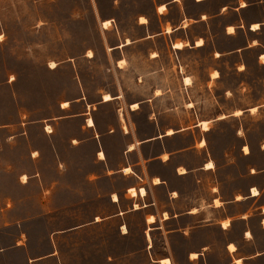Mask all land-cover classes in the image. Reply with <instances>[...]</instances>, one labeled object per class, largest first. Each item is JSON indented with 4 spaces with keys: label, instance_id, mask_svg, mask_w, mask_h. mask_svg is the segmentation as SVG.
<instances>
[{
    "label": "rangeland",
    "instance_id": "obj_1",
    "mask_svg": "<svg viewBox=\"0 0 264 264\" xmlns=\"http://www.w3.org/2000/svg\"><path fill=\"white\" fill-rule=\"evenodd\" d=\"M111 1L0 0V152L7 160L0 159V249H4L0 252V264H158L151 260V252H171L177 264H191L186 258L187 253L191 249H202L205 243H210V247L204 262L227 264L230 260L225 251L226 241L236 237L243 221L235 220L227 230L215 223L195 228L186 237L176 233L170 237L171 248L163 230L178 223L172 221L171 226L153 228L154 247L150 248L148 232L151 229L145 223L144 213L118 214L119 206L108 196L109 189L122 191L131 179L118 175L87 183L82 176L92 166L87 161L90 147L73 153L71 133L63 132V127L57 132L53 126L54 131L50 133L53 137L67 135L65 154L63 158L60 156L62 163H56L50 155L41 165L31 164L26 156V141L11 135L27 121L44 119L41 122L45 126L55 123L61 103L80 93L82 80L92 98L100 90L116 93L123 87L127 94H124L122 104L127 107L128 121L148 131L150 124L146 115L148 109L150 111V102L149 108L145 105L139 112L130 110L129 104L146 98L152 87H160L165 97L157 102L158 109H163L159 117L173 127L185 126L198 119L215 118L222 113L228 115L212 122V130L208 133L209 147L210 143L212 148L214 145L219 161L218 171L207 173L201 185L189 181L184 205H206L217 192L230 199L235 193L246 192L252 184L264 185V174H259V169L264 167V151L260 147L264 141V66H258L256 61L262 62V58H257V50L264 51V43L259 44L257 50L227 52L224 57H219L217 50L227 51L243 45L251 34L250 27L245 25L236 29L233 35H227L222 29L225 19L217 17L208 28L199 24L189 31V34L196 31L205 34L207 43L204 48L185 50L182 54L172 49V52L162 54L158 62H148L142 57L148 46L156 43L164 47L165 41L161 38L144 42L124 50L129 56L128 65L119 70L116 66L118 53L107 46L119 41L120 36L105 33L100 22L101 16L116 12ZM148 1L132 0L118 13L127 23L136 11L148 7ZM243 14L248 21L264 23V0L251 1ZM110 23L106 20L103 26ZM260 35L264 39V30ZM51 61L58 64L55 70L50 67ZM242 62L250 65L246 76L239 69ZM214 68L222 70L223 75L220 74L219 80L207 82ZM186 75L192 76L189 86L184 84ZM260 75L263 80L258 77ZM191 101L194 107H189ZM259 104L262 105L255 111L249 110ZM238 108L244 113L233 115ZM76 109L71 106L66 111L71 113ZM101 111L112 116L113 107L106 106ZM200 122L204 128L209 127L208 120ZM11 123H18L19 127L10 130L7 124ZM67 124L70 128L73 125L78 127V122L72 119ZM35 132L39 140V129ZM196 133L200 132L196 130ZM120 136V133L116 134L118 140ZM244 143L252 144L253 152L249 156L244 151ZM202 155L203 151L193 149L188 158L194 161ZM40 166L47 174L48 182L59 170L67 173V185L60 190L62 194L47 200L50 206L62 205L60 210H41L43 200L39 179L24 185L18 176L25 168L30 173L38 171ZM22 180L26 181L27 177ZM133 189L136 194L135 188L130 191L134 194ZM121 193V205L126 207L130 199ZM56 197L58 202H55ZM59 197L63 202H59ZM263 199L261 197L256 202L247 199L238 204V208L249 207L256 214ZM225 206L228 208L226 203ZM233 206L229 208L235 209ZM153 217L149 216L147 221L153 222ZM257 217L249 220L250 226H255ZM195 221L194 217L185 216L179 223ZM122 225L127 226V232L122 231ZM144 227L146 232L143 233ZM259 236L264 239V232ZM244 246L247 249V245ZM244 264H264V256L247 260Z\"/></svg>",
    "mask_w": 264,
    "mask_h": 264
},
{
    "label": "crops",
    "instance_id": "obj_2",
    "mask_svg": "<svg viewBox=\"0 0 264 264\" xmlns=\"http://www.w3.org/2000/svg\"><path fill=\"white\" fill-rule=\"evenodd\" d=\"M131 1L112 0L111 6L116 12L100 18L101 27L105 33H116L120 36L119 41L107 46L115 54L118 53L116 66L119 70L128 65L129 56L124 53V50L132 46H139L144 42H155L161 38L165 41L164 47L162 45L158 46L156 43L148 46V51L142 54V57L148 62H158L162 54L172 52V49L182 54L185 50L204 48L207 43L205 34L200 31L189 34V31L195 29L199 24L208 28L209 23L217 17L225 19L222 29L226 30L227 35H233L236 29H242L245 25L250 27L249 32L251 34L247 43L243 45H238L227 51L217 50L216 54L219 53V57H224L223 54L227 52L235 54L239 51L246 53L253 49L257 50L256 47L264 43V39L260 35L264 30V23L248 21L243 14L250 7L253 0H149L148 7L136 11L126 23L118 12ZM161 8L164 10L161 11ZM229 9H231V12H228ZM230 13H233V16H230ZM106 20H110L111 23L108 26H103V22ZM254 23H259V27L254 29ZM230 27L234 29L229 31ZM199 40L203 42L198 44ZM178 42L182 43V47L176 46ZM263 53L264 51L257 50V58L259 56L261 60ZM256 61L258 66H264V61L261 60V63L257 59ZM57 67L58 64L56 63L51 69L55 70ZM239 69L246 76L250 72V65L247 62H242ZM215 72H218L217 75H214ZM220 74L223 75L222 70L214 68L210 72V78L207 79V82L219 80ZM260 76L258 77L263 80V75ZM187 78H189L188 81ZM183 80L184 84L188 86L193 81L191 75L184 76ZM246 80L253 84L251 79L246 78ZM80 86V93L76 97L63 101L68 102L67 107L63 106V102L61 103L59 112L55 115V123H47L45 126L41 122L44 119H39L36 122L27 121L18 131L15 130V127H19L18 123L7 124L10 130H15L11 134L13 138L26 141V156L31 164L37 165L40 163L41 165L50 155L56 163L64 162L60 159V156L63 158V154H65L64 143L67 135L57 134L54 137L50 135L54 131L53 126L57 132L60 127H63V132L69 131L71 133L69 138L73 153L83 151L86 146L90 147L87 152V161L92 166L82 176V179H85L87 183H95L100 179H111L118 175L132 180L124 185L122 191L109 189L108 196L114 204L119 206L118 214L129 211H142L144 213L145 223L151 229V232L147 231L150 248L154 247L152 244V239L154 240L153 228H160V225L162 227L165 225L171 226L172 221H178V223L163 230L165 239L171 248L173 247L170 240L171 235L179 233L186 237L195 228H203L215 223L227 230L233 226L235 220H240L244 222L241 231L236 234L234 239H228L225 244V251L230 260L227 264H244L247 260L264 256V239L259 236L261 232H264V199L259 202V210L256 214L249 207L245 209L238 208V204L247 199L256 202L264 197V195L262 196L264 185L252 184L246 192L235 193L234 197L230 199L222 197L217 192L212 197V201L206 205H184L187 203L184 194L188 189L189 181H192L194 185H197V182L201 185L206 180L207 173L218 171L219 161L215 154L214 145L212 148L210 143L211 148L209 147L208 133L212 130L210 124L228 117L226 113H222L215 118L198 119L185 126L173 127L169 123L161 121L159 117L163 109H158L157 102L160 98L165 97L163 96L164 92L161 91L160 87H152L149 92L150 95L146 98L135 100L129 104L130 110L139 112L145 105L149 108L150 102V111L148 109L146 115V121L150 124V128L145 131L141 130L137 123L128 121L127 107L125 108L122 104V98H124V94H127L123 87H120V90L116 93L99 89L100 92L96 93L97 96L92 98L84 80L81 81ZM227 89H232V87H227ZM13 93L16 94V92ZM106 93H109L112 98L105 100L104 95ZM134 103H137V108L132 107ZM261 105L252 106L249 110L253 111V108L256 110ZM71 106H75L77 109L70 113L66 110L71 109ZM106 106L113 107L112 116H106L102 113L103 111L100 112ZM189 107H194L193 101L189 103ZM237 110L244 113L243 109L238 108L233 112V115H237ZM222 115L224 116L222 117ZM89 118L93 119L94 124H89ZM70 119L78 122L77 128L75 125L70 128L67 124ZM202 120L209 121L208 128H204L200 124ZM48 125L52 128L51 132L47 130ZM37 129H39V137H41L39 140L36 139L35 131ZM169 129L173 130L171 134L168 133ZM196 130L200 133H196ZM117 133L121 134L120 140L116 138ZM60 138L64 139L61 140ZM245 145L250 148V151L246 153L249 156L253 152L252 144L244 143L243 147ZM260 147L264 151V141L260 144ZM193 149L203 151L204 155L194 161L189 159V154ZM100 152L103 153V156H100ZM2 155L3 153L0 152V159L3 161L5 159L2 158ZM209 162H213L212 167H208ZM126 169H131V172L125 171ZM181 169L184 171H181ZM27 170L25 168L18 176L21 177L24 185L29 184L31 180L39 179L40 194L43 200L41 210L62 209V205L50 206L47 200L53 198V195L58 197L62 194L60 190L67 185L65 184L67 173L59 170L53 180L48 182V176L41 166L35 172L29 173ZM259 170V174H264V167ZM23 175L27 176L26 181L22 180ZM72 178H75L74 173H72ZM181 181H185V183H181ZM142 187L146 190L145 194L141 192ZM254 187L258 189L257 193L253 192ZM131 188H135L137 193L132 194ZM217 188L218 186H215V191H218ZM121 192L130 199V203L126 207L121 205ZM114 194L117 195V199H113ZM9 197L7 196V198ZM57 197L55 202H58ZM216 201H219V203L216 204ZM59 202H63L61 197H59ZM225 203L228 208H226ZM233 204L235 209L229 208ZM136 205L139 207H136ZM151 215L155 219L150 223L147 219ZM185 216L194 217L196 221L179 223L180 219ZM255 216H258L255 226H250L248 222ZM224 222L227 224L224 225ZM145 229L146 227H144L143 233L146 232ZM257 230L260 233H257ZM230 245H234V249H231ZM244 245H247V249ZM201 247L200 250L191 249L187 253L186 258L191 264H208L203 259H207L210 243H205ZM250 247L253 248L250 250ZM3 251L4 249H0V252ZM193 254L196 255L193 256ZM150 257L154 263L162 264V259L169 258L171 260L170 264H177L175 256L171 252H151Z\"/></svg>",
    "mask_w": 264,
    "mask_h": 264
},
{
    "label": "bare ground",
    "instance_id": "obj_3",
    "mask_svg": "<svg viewBox=\"0 0 264 264\" xmlns=\"http://www.w3.org/2000/svg\"><path fill=\"white\" fill-rule=\"evenodd\" d=\"M243 4H245V3H243ZM255 26H258V27H259V23H254V24H253V28H254V29H255V28H258V27H255ZM128 41H129V40H128ZM202 42H203L202 40H199V41H198V44H201ZM261 58H262V61H264V53L261 55ZM120 63H122V62H120ZM55 65H56V63H55L54 61H51L50 66H51V67H54ZM217 73H218V72H215L214 75H217ZM187 80H189V78H187ZM106 97H108L109 99L112 98V96H111L109 93H106V94L104 95V99H105V100H109V99H106ZM67 104H68V102L65 101V102L63 103V106H64V105H67ZM134 104L137 105V103H134ZM253 109H255V108H253ZM237 113L240 114V113H241V110H237V111H236V114H237ZM223 116H224V115H222V117H223ZM89 121L92 122V123H89V124H94V121H93L92 118H89L88 122H89ZM200 124H201V122H200ZM49 129H51V127L48 125V126H47V130L49 131ZM51 130H52V129H51ZM49 132H50V131H49ZM172 132H173L172 129H169V130H168V133H172ZM245 149H247V150H245ZM249 150H250V149H249V146L245 145V146H244V151H245L246 153H248ZM101 153H102V152H100V156H101ZM207 165H208V167H209V165H212V166H213V162H209ZM26 177H27L26 175H23V178H26ZM141 192H142V194H145V192H146L145 188L142 187V188H141ZM253 192L257 193V192H258V189H257L256 187H254V188H253ZM117 198H118L117 195L114 194V198H113V199H117ZM217 202H219V201H216V204H217ZM136 207H137V205H136ZM226 224H227V223L224 222V225H226ZM127 230H128V229H127V226H126V225H122V231H123V232H127ZM230 248H231V249H234V245H230ZM195 255H196V254H193V256H195ZM165 262H167V264H170V263H171V260H170L169 258H164V259L161 260V263H162V264H165Z\"/></svg>",
    "mask_w": 264,
    "mask_h": 264
},
{
    "label": "snow or ice",
    "instance_id": "obj_4",
    "mask_svg": "<svg viewBox=\"0 0 264 264\" xmlns=\"http://www.w3.org/2000/svg\"><path fill=\"white\" fill-rule=\"evenodd\" d=\"M163 10H164V9L161 8V11H163ZM255 27H258V26H255ZM229 31H232V29H229ZM177 47H182V45H177ZM89 54L91 55V53H89ZM217 55H219V53H217ZM106 99H109V98L106 97ZM64 106L67 107V105H64ZM132 107H133V108H137L138 105L133 104ZM253 111H255V109H253ZM237 115H239V113H237ZM89 123H92V122L89 121ZM206 126H207V125H206ZM49 131H51V129H49ZM170 134H171V133H170ZM245 150H247V149H245ZM101 156H103V153H101ZM165 159H167V157H165ZM209 167H212V165H209ZM125 171L131 172V169H126ZM181 171H184V170L181 169ZM132 191H133V193L135 194V190L133 189ZM217 203H219V202H217ZM137 207H139V206L137 205ZM97 219H99V217H97ZM152 219L154 220L155 217H153ZM165 264H167V262H165Z\"/></svg>",
    "mask_w": 264,
    "mask_h": 264
}]
</instances>
